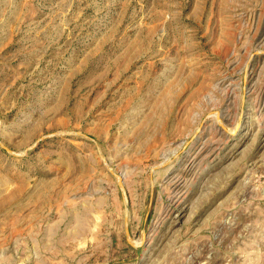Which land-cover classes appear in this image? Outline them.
I'll return each instance as SVG.
<instances>
[{
	"label": "rangeland",
	"instance_id": "1",
	"mask_svg": "<svg viewBox=\"0 0 264 264\" xmlns=\"http://www.w3.org/2000/svg\"><path fill=\"white\" fill-rule=\"evenodd\" d=\"M0 264H264V0H0Z\"/></svg>",
	"mask_w": 264,
	"mask_h": 264
},
{
	"label": "bare ground",
	"instance_id": "2",
	"mask_svg": "<svg viewBox=\"0 0 264 264\" xmlns=\"http://www.w3.org/2000/svg\"><path fill=\"white\" fill-rule=\"evenodd\" d=\"M177 201V200H176Z\"/></svg>",
	"mask_w": 264,
	"mask_h": 264
}]
</instances>
